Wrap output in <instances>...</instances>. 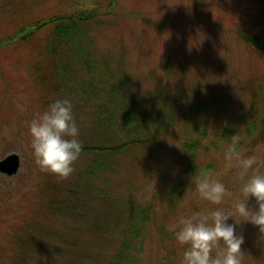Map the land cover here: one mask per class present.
<instances>
[{
	"label": "trees",
	"instance_id": "trees-1",
	"mask_svg": "<svg viewBox=\"0 0 264 264\" xmlns=\"http://www.w3.org/2000/svg\"><path fill=\"white\" fill-rule=\"evenodd\" d=\"M27 5L26 0H0V14L19 26L1 44L29 41L51 26L47 40L37 46L48 63L37 84L48 104L62 98L72 101L83 150L67 180L43 173L37 184L40 208L22 231L9 235L16 249L4 258L5 264H138L140 241L154 207L136 195L133 177L126 176L130 164L159 174L161 136L173 132L186 137L179 152L189 159L185 173L191 175L205 138L220 147L238 132L264 135L263 85L253 90L242 80L236 85L223 80L205 84L180 76L184 88L177 89L171 81L177 73L168 65L164 85H157L154 76L127 74L122 58L95 53L92 34L104 23L97 8L27 22ZM242 27L237 32L246 51L264 57V30ZM142 83L146 94L138 90ZM229 109L237 115L226 117ZM187 180L188 176L161 188L166 203L162 264H176L182 255L166 226L179 213Z\"/></svg>",
	"mask_w": 264,
	"mask_h": 264
},
{
	"label": "rangeland",
	"instance_id": "rangeland-1",
	"mask_svg": "<svg viewBox=\"0 0 264 264\" xmlns=\"http://www.w3.org/2000/svg\"><path fill=\"white\" fill-rule=\"evenodd\" d=\"M26 1L27 22L58 13L97 8L103 14L104 23L92 34L95 53L122 58L127 74L154 76L157 85H164V69L168 65L178 74H172L171 80L177 89L184 88L179 81L180 76L190 77L191 83L205 80V84H215L223 80L236 85L242 80L253 90L258 84L264 88V57L247 52L237 32L241 25L246 29L264 30V0ZM254 21H259L260 25H250ZM18 29L17 24L0 14V159L12 152L21 157V167L16 174L0 171V264H5L4 258L16 249L9 235L22 231L25 221L34 217L40 208L37 184L43 175L31 154L27 122L45 110L48 104L37 84L38 76L48 70V63L44 56L39 55L37 46L47 40L44 37L50 33L51 26L46 25L29 41L1 44ZM145 85L142 83L139 92L146 94ZM237 113V110L229 109L226 117ZM238 133L240 140L244 139L239 145L243 149L242 154L257 157L259 169L264 172V135L258 132L248 137ZM161 137L164 150L157 159L161 168L159 174L143 171L135 163L133 167L130 164V173L126 175L133 177L136 195L144 204L151 202L154 207L152 219L140 241L142 250L137 253L138 264H162L161 255L165 247L161 244V227H164L162 220L166 203L162 200L164 191L162 193L161 188L188 176L189 185L180 201L179 213L177 217L168 219L171 221L168 225L181 216L190 217L217 207L202 200L190 183L189 177L201 166H206L230 192L236 191L232 178L238 169L225 172L223 153L226 146L215 147L211 144V137L205 138L198 151L197 170L187 175L185 171L189 167L185 166L190 161L188 158L186 161L179 152L186 137L173 132L164 133ZM232 202L233 197L226 196L221 206L228 207ZM236 231L244 237L241 245L245 254L243 264H264V246L259 240L258 229L242 222ZM176 264H180V260Z\"/></svg>",
	"mask_w": 264,
	"mask_h": 264
},
{
	"label": "clouds",
	"instance_id": "clouds-1",
	"mask_svg": "<svg viewBox=\"0 0 264 264\" xmlns=\"http://www.w3.org/2000/svg\"><path fill=\"white\" fill-rule=\"evenodd\" d=\"M27 129L31 154L40 171L67 180L83 150L72 101L54 100L27 122ZM239 144L240 137L233 135L223 153L225 172L238 169L232 178L235 192L214 178L206 166L189 177L199 197L217 207L181 216L166 226L182 249L180 264H243L244 237L236 231L242 222L258 229L264 246V172L257 157L243 155ZM226 196L233 197V202L222 207Z\"/></svg>",
	"mask_w": 264,
	"mask_h": 264
},
{
	"label": "water",
	"instance_id": "water-1",
	"mask_svg": "<svg viewBox=\"0 0 264 264\" xmlns=\"http://www.w3.org/2000/svg\"><path fill=\"white\" fill-rule=\"evenodd\" d=\"M21 165L20 155L12 152L0 159V171L8 175H13L18 172Z\"/></svg>",
	"mask_w": 264,
	"mask_h": 264
}]
</instances>
